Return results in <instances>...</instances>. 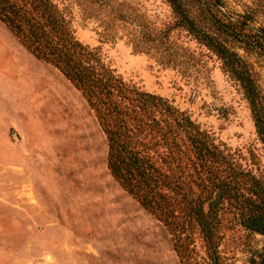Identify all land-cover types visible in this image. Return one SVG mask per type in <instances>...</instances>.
I'll return each mask as SVG.
<instances>
[{"label":"rangeland","instance_id":"obj_1","mask_svg":"<svg viewBox=\"0 0 264 264\" xmlns=\"http://www.w3.org/2000/svg\"><path fill=\"white\" fill-rule=\"evenodd\" d=\"M49 1L90 50L89 71L108 77L99 110L117 111L138 153L177 184L160 188L176 218L184 202L210 204L230 264H249L264 236L241 219L260 210L255 203L264 209V143L236 74L170 0ZM179 1L203 22L195 4ZM216 2L231 17L256 5L250 23L264 30V0ZM228 43L264 110L263 52ZM147 93L160 101L142 99ZM106 153L80 90L0 20V264H179L167 226L119 185ZM189 223L187 237L201 251Z\"/></svg>","mask_w":264,"mask_h":264},{"label":"trees","instance_id":"obj_2","mask_svg":"<svg viewBox=\"0 0 264 264\" xmlns=\"http://www.w3.org/2000/svg\"><path fill=\"white\" fill-rule=\"evenodd\" d=\"M197 7L199 18L187 14L179 0H170L174 10L180 13L192 34L211 48L239 78L250 104L255 131L264 143V110L260 104L257 90L244 59L228 43L233 38L249 47L261 50L264 54V30L250 22L257 13V6L245 5L242 13L231 17L223 12L216 0H188ZM260 10L264 9V3ZM0 20L17 36L20 42L36 57L50 62L80 90L88 104L94 109L107 141L106 166L110 174L144 208L161 219L167 226L179 264H230L229 255L214 238L218 236V224L215 210L208 204L204 209L202 200L195 205L184 202L178 208L180 219L171 207H168L161 187L174 190L177 184H170L166 174L155 173V168L144 155L139 154L129 135L122 126L117 111H101L97 102L103 101L98 93L107 95L103 90L108 77L94 75L89 71L90 50L72 33L63 16L49 0H0ZM146 97L157 98L147 93ZM100 98V99H99ZM155 104V103H153ZM184 197V194H181ZM198 198V197H197ZM196 198V199H197ZM180 201V199L178 200ZM251 211L241 219L244 228L264 236V209ZM196 221L203 243L201 251L195 248L187 237L186 227L190 219ZM186 221V222H185ZM264 238V237H263ZM249 264H264V239L258 249L248 256Z\"/></svg>","mask_w":264,"mask_h":264}]
</instances>
